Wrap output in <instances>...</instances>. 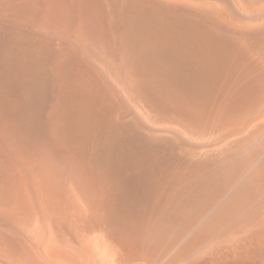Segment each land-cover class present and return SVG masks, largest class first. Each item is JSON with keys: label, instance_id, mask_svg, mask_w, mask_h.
<instances>
[{"label": "bare ground", "instance_id": "obj_1", "mask_svg": "<svg viewBox=\"0 0 264 264\" xmlns=\"http://www.w3.org/2000/svg\"><path fill=\"white\" fill-rule=\"evenodd\" d=\"M0 264H264V0H0Z\"/></svg>", "mask_w": 264, "mask_h": 264}]
</instances>
